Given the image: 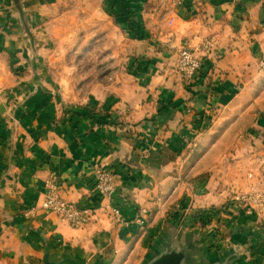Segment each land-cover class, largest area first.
Masks as SVG:
<instances>
[{
	"label": "crops",
	"instance_id": "0c3cea01",
	"mask_svg": "<svg viewBox=\"0 0 264 264\" xmlns=\"http://www.w3.org/2000/svg\"><path fill=\"white\" fill-rule=\"evenodd\" d=\"M127 1L136 11L138 57L132 73L93 98L98 107L87 114L70 105L65 113V103L47 95L24 104L16 131L0 117V264H148L170 249L186 255L183 264H264V213L233 199L251 182L264 189V73L257 69L264 0ZM32 2L0 0V14L7 3L16 26L36 24L41 2ZM203 36L214 37L215 54L186 83L171 68L176 51ZM5 137L15 142L9 147ZM230 155L250 159L249 178V169L242 178L232 168ZM99 165L114 175L110 204L121 222L101 210L76 228L41 207L52 176L61 195L90 206ZM187 204L208 210L207 228L165 217ZM220 224L232 233L221 229L211 247L210 227Z\"/></svg>",
	"mask_w": 264,
	"mask_h": 264
},
{
	"label": "rangeland",
	"instance_id": "374dc122",
	"mask_svg": "<svg viewBox=\"0 0 264 264\" xmlns=\"http://www.w3.org/2000/svg\"><path fill=\"white\" fill-rule=\"evenodd\" d=\"M40 2V19L36 24H31L27 19L24 24L16 26L7 3H4L5 8L0 14V117L6 122V131L18 129L15 128V115L21 114L24 104L30 99L40 100L47 95L59 97L60 101L65 103V113L74 111L70 105H79L82 107L80 110L89 114L95 109V105L98 107V102H92L93 98L101 99L111 92L108 85L122 82L127 73H132L135 64L133 59L138 57L134 51V41L139 37L135 33L138 24L133 14L136 11L130 5H125L130 2ZM25 4L34 5L32 0H27ZM25 11L27 13L26 8L16 10L15 16L18 20H23ZM175 58L177 60V54ZM175 67L176 61L171 68L175 70ZM258 72L264 73V70ZM3 140L8 146L15 142V138L10 137ZM193 148L194 145L187 146V153L193 152ZM229 158L232 168L240 171L241 177L244 178L250 159L233 155ZM250 169L247 178L251 176ZM252 186L258 185L251 182L249 189ZM106 201L108 202L104 199V202ZM180 208L181 210L178 206L169 208L165 217L174 219V223L182 228H207L206 223L210 221L208 210L198 211L189 204ZM143 211L142 208L140 212L147 218ZM142 213L141 217L144 216ZM108 215L112 219L110 214ZM199 217L201 220L198 224L195 218ZM112 221L116 224L121 222V213L117 221ZM229 227H222L220 224L210 228L215 233L214 238L220 239L224 235L221 229L225 228V233H232ZM142 230H145L143 226L140 228V231ZM217 238L210 240L213 244L210 243L209 246H217ZM189 246L188 243L186 248ZM143 264H146V261Z\"/></svg>",
	"mask_w": 264,
	"mask_h": 264
},
{
	"label": "built area",
	"instance_id": "2783aa9c",
	"mask_svg": "<svg viewBox=\"0 0 264 264\" xmlns=\"http://www.w3.org/2000/svg\"><path fill=\"white\" fill-rule=\"evenodd\" d=\"M197 0H194V2ZM200 1V0H199ZM181 2V0H178ZM216 41L212 36H203L198 40L197 45L190 43L182 45L177 50V60L175 71L183 81L190 83L199 73L204 60L215 54ZM257 69L264 70V55L257 62ZM261 167L264 166V155L260 159ZM93 189L95 194L90 206H80L76 201L65 198L58 191L56 177L52 176L48 180L46 196L41 207L47 212H54L65 219L72 227L80 228L90 224L98 215V211H105L110 214L114 221L119 219V209L110 204L111 198L115 194V179L113 173L103 166L94 168ZM107 199V204L100 203L99 200ZM233 199L245 202L249 207L254 208L259 213H264V189L259 186H252L247 193H235ZM99 202V203H98Z\"/></svg>",
	"mask_w": 264,
	"mask_h": 264
},
{
	"label": "water",
	"instance_id": "95a60500",
	"mask_svg": "<svg viewBox=\"0 0 264 264\" xmlns=\"http://www.w3.org/2000/svg\"><path fill=\"white\" fill-rule=\"evenodd\" d=\"M186 255L176 250L163 251L158 257L151 260L148 264H183Z\"/></svg>",
	"mask_w": 264,
	"mask_h": 264
}]
</instances>
